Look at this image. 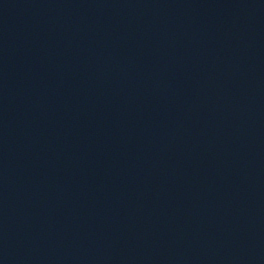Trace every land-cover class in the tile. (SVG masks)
Instances as JSON below:
<instances>
[{
	"label": "water",
	"instance_id": "obj_1",
	"mask_svg": "<svg viewBox=\"0 0 264 264\" xmlns=\"http://www.w3.org/2000/svg\"><path fill=\"white\" fill-rule=\"evenodd\" d=\"M0 264H264V0H0Z\"/></svg>",
	"mask_w": 264,
	"mask_h": 264
}]
</instances>
